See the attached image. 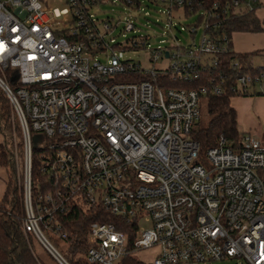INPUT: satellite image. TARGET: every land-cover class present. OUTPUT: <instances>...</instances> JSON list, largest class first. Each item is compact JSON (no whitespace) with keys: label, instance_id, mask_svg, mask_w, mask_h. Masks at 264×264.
Instances as JSON below:
<instances>
[{"label":"built area","instance_id":"obj_1","mask_svg":"<svg viewBox=\"0 0 264 264\" xmlns=\"http://www.w3.org/2000/svg\"><path fill=\"white\" fill-rule=\"evenodd\" d=\"M66 1L69 11L60 12L48 7L49 0H0V87L19 119L26 150L25 233L59 264H68L47 232L65 240L61 217L70 209H103L126 223L131 234L113 223L93 222L89 264H123L155 248L153 264L226 258L264 264V133L244 132L237 148L222 138L200 158L191 134L207 95L222 96L224 84L212 81L211 90H187L169 88L165 81L193 83L216 70L234 51L220 29L244 12L264 9V0H212L211 5L210 0H149L168 14L198 15L192 34L199 25L204 29L199 44L154 50L152 59L167 60L169 67L151 71L116 55L139 48V42L145 47L150 38L132 37L127 42L132 47L118 44L113 36L118 25L93 13L117 4L140 10L141 0ZM131 11L128 33L137 28ZM68 12V26L56 30ZM232 67L240 69L237 93L264 96V54ZM134 73L148 79H116ZM36 135L44 182L36 186L34 203Z\"/></svg>","mask_w":264,"mask_h":264},{"label":"trees","instance_id":"obj_2","mask_svg":"<svg viewBox=\"0 0 264 264\" xmlns=\"http://www.w3.org/2000/svg\"><path fill=\"white\" fill-rule=\"evenodd\" d=\"M222 3L233 0H219ZM205 2H209L205 0ZM247 2V0H245ZM209 4V3H208ZM212 0H210V5ZM257 11L244 12L223 25L221 33L229 38L235 33L257 34L264 32V21L257 16ZM232 48H234L232 44ZM264 52V51H263ZM263 52L238 53L235 50L220 60L219 67L205 72L201 79L193 83L171 82L166 78V86L176 89L196 90L207 87L211 90V82L224 84V94L214 96L211 93L205 99L209 120L203 123L202 119L195 125L191 138L196 141L201 152H207L215 147L220 139L224 138L230 147L240 145L241 134L238 131V114L233 107V100L239 97H249L236 91V80L240 69L232 67L235 61L244 64L251 57ZM242 70H246L243 67ZM123 82L147 80V76L138 74L120 75L116 78ZM0 134L3 143L0 144V169L6 173V191L0 202V264H59L41 245L43 257L35 248L38 242L32 233H25L24 223L26 210L24 201L23 164H24V136L19 119L11 105L6 92L0 87ZM16 135L20 148L19 162L14 153V136ZM19 164V166H18ZM41 166L37 160V151H32L31 180L32 200L36 203V186L44 182ZM93 222L116 224L122 232L130 233L129 226L109 215L103 209H85L77 207L70 209L61 223L67 232V238L62 240L55 234L47 232L49 240L60 252L68 264H89L87 254L90 248V225ZM131 239L135 238L132 232ZM39 243V242H38ZM40 244V243H39ZM123 264H144L133 257L127 258Z\"/></svg>","mask_w":264,"mask_h":264},{"label":"rangeland","instance_id":"obj_3","mask_svg":"<svg viewBox=\"0 0 264 264\" xmlns=\"http://www.w3.org/2000/svg\"><path fill=\"white\" fill-rule=\"evenodd\" d=\"M143 5L140 10H129L128 8L117 5H104L102 7H96L93 9V13L101 19L106 20L110 18L113 20L114 24H117L118 27L113 30V36L115 37L116 43L124 45L126 47H132L127 44L128 40L132 37H141L143 40L146 37L150 39L146 41V46L143 47L139 42V48L137 49H128L126 51L116 50V55L122 61H129L134 64H139L142 70L151 71L154 69H167L169 67V61L160 59L159 61H154L152 59V52L158 48H171L176 43L183 46H190L193 41L199 44L203 36V26L199 25L197 28V33L192 34L190 27L197 26L198 15H193L190 17L184 16L181 13H172L168 14L167 10L161 5H156L154 2L149 0H141ZM48 7L53 9H58L60 12L69 11V6L66 0H49ZM129 11H131L133 24L137 27L134 32H125L124 27L128 20ZM257 16L264 21V9L258 11ZM71 14L68 12L67 15H62L60 19L57 20V23L54 25L56 30H63L68 26V21L71 20ZM234 49L240 50L241 52H263L264 51V32L257 34L250 33H235L231 38ZM264 53V52H263ZM262 53H259V55ZM99 59L105 64L107 63L106 57H99ZM260 60L256 59L255 63H258ZM249 98L252 101H255L258 97L254 94H251ZM237 106V102L233 103ZM201 119L203 123H207L209 116L207 114L206 105H202V116ZM262 120V119H261ZM260 121V120H259ZM262 124V122L260 123ZM261 131L264 132V126L260 127ZM260 129L258 132H260ZM238 131L240 134H243L245 131L248 132V129L238 124ZM18 140L16 135L14 136V153L16 155L17 163L19 162L20 148L18 147ZM264 143V139L262 141ZM3 143V141H2ZM0 143V144H2ZM206 152L200 154V158H205ZM19 166V164H18ZM25 177H26V150L24 142V164H23V185L25 186ZM0 178H6V173L0 169ZM38 189H36L37 191ZM35 248L37 251L42 254L43 257L44 251L42 250L40 244L35 242ZM159 254V249L155 248L152 250L141 251L137 253L134 258L144 264H153L156 257ZM51 264H54L50 262ZM189 264V263H182ZM212 264H246L242 259L235 258L229 259L226 258L222 261H214Z\"/></svg>","mask_w":264,"mask_h":264},{"label":"crops","instance_id":"obj_4","mask_svg":"<svg viewBox=\"0 0 264 264\" xmlns=\"http://www.w3.org/2000/svg\"><path fill=\"white\" fill-rule=\"evenodd\" d=\"M237 52L243 54L249 53L241 52L240 50H237ZM257 97L258 98L255 101H252L249 97H240L233 100L232 103L237 102V106L233 104V107L236 109L238 114V124L240 123L242 126L247 128L249 133L260 137L264 133L261 131L262 129H260V127L264 126V96ZM261 122L262 124H260ZM259 129L260 132H258ZM2 141L3 138L0 134V143H2ZM5 191L6 178H0V202L3 199Z\"/></svg>","mask_w":264,"mask_h":264},{"label":"water","instance_id":"obj_5","mask_svg":"<svg viewBox=\"0 0 264 264\" xmlns=\"http://www.w3.org/2000/svg\"><path fill=\"white\" fill-rule=\"evenodd\" d=\"M168 55H169V54L167 53V54H166V57H168ZM40 140H41V137L38 136V135H36V136H34V137L32 138L33 149H36V148H37V145L39 144Z\"/></svg>","mask_w":264,"mask_h":264}]
</instances>
